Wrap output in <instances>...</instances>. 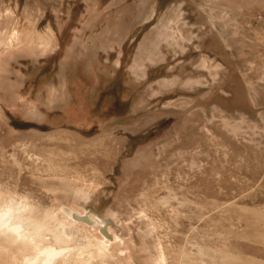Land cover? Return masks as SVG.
I'll return each mask as SVG.
<instances>
[{
	"label": "rangeland",
	"instance_id": "1",
	"mask_svg": "<svg viewBox=\"0 0 264 264\" xmlns=\"http://www.w3.org/2000/svg\"><path fill=\"white\" fill-rule=\"evenodd\" d=\"M9 194L93 215L87 264H264V0H0Z\"/></svg>",
	"mask_w": 264,
	"mask_h": 264
},
{
	"label": "bare ground",
	"instance_id": "2",
	"mask_svg": "<svg viewBox=\"0 0 264 264\" xmlns=\"http://www.w3.org/2000/svg\"><path fill=\"white\" fill-rule=\"evenodd\" d=\"M42 35L43 37H40L42 45L49 47L51 36ZM44 216V222L41 221L37 226L27 219L25 221L27 232L19 235L4 233L10 241L18 243L23 248H30L32 251L36 246L53 248L58 253L56 264H65L70 256L83 264L94 260L100 261V259L104 260L110 251L107 241L86 232L89 231L87 229L89 226L99 224L93 215L68 208L62 210L61 217L57 212L47 213Z\"/></svg>",
	"mask_w": 264,
	"mask_h": 264
},
{
	"label": "clouds",
	"instance_id": "3",
	"mask_svg": "<svg viewBox=\"0 0 264 264\" xmlns=\"http://www.w3.org/2000/svg\"><path fill=\"white\" fill-rule=\"evenodd\" d=\"M35 206L25 194H9L6 199H0V234L9 232L19 235L27 232L25 221L29 219L24 214L34 211ZM58 253L50 247L36 246L25 255L21 264H56Z\"/></svg>",
	"mask_w": 264,
	"mask_h": 264
}]
</instances>
